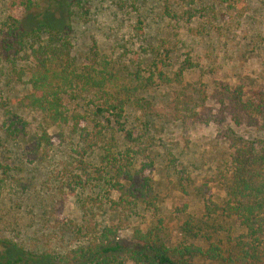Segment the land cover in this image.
<instances>
[{"label": "trees", "instance_id": "16d2710c", "mask_svg": "<svg viewBox=\"0 0 264 264\" xmlns=\"http://www.w3.org/2000/svg\"><path fill=\"white\" fill-rule=\"evenodd\" d=\"M190 2L181 11H175L171 0H162V13L168 20L166 30L154 49L151 48V60L144 68L138 64L132 73V79L140 85H183V72L193 68L195 63L186 57L171 70V58L176 49L173 31L175 28L190 30V22L197 13ZM72 3V0H22L21 16L8 15L0 21V70L12 66L17 81L28 85L24 87L26 93L16 100V106L35 112L41 123L61 131L68 129L77 137L78 149H74L71 167H65L56 175L61 186L54 195L55 202L60 194L72 192L73 196H79V191L93 183L107 187L108 195L115 192L116 197L108 200L106 197L104 203L96 197H81L78 208L82 210L83 223L74 228L88 238L85 245L51 257L27 252L16 247L11 239L0 238V264H194L195 257L225 264H264V137L244 141L235 138L226 127L231 122L235 126L256 128L264 134V88L246 92L242 85L221 83L210 97L215 107L206 104L204 95L199 108L191 106L187 101L189 96L182 90L172 93L168 119L187 125L211 122L234 146L225 172L211 179L212 184L224 192L222 202L212 199L211 185L198 186L196 192L203 201V218L183 219L181 242L169 243L163 226L147 230L136 228L126 238L118 237L113 226L99 227L91 210L94 206L105 204L108 219L113 222L126 216L125 211L128 215L140 206L156 210L159 205L152 177L156 169L155 144L147 133V125L140 131L126 127L128 105L133 104L148 117L153 116L154 107L141 98H132L126 91L121 94L122 89H110L108 83L114 74L109 70L77 69L71 55ZM28 13H32L30 23L25 19ZM133 31L138 36L145 35L141 18L136 17ZM24 57L32 59L29 65L17 66ZM91 92L90 109H81L79 100L83 94ZM1 108L3 140L27 148L37 160L47 157L53 143L46 127H33L32 121L5 104ZM38 117H34L35 120ZM108 127L119 132L120 145L113 134L111 138L106 137ZM99 147L102 150L100 163L92 164L87 156ZM117 147L123 148L117 150ZM216 216L235 220L239 231L234 234L230 226L211 222ZM207 227L212 228L211 233L219 229L225 231L230 245L227 250L208 239L206 247L190 240L207 231Z\"/></svg>", "mask_w": 264, "mask_h": 264}, {"label": "rangeland", "instance_id": "374dc122", "mask_svg": "<svg viewBox=\"0 0 264 264\" xmlns=\"http://www.w3.org/2000/svg\"><path fill=\"white\" fill-rule=\"evenodd\" d=\"M171 1L175 11H181L190 2ZM72 2L71 55L77 69L109 70L114 74L108 83L110 89H122L121 94L126 91L132 98H141L154 107L153 116L148 117L133 104L128 105L126 127L140 131L147 125L146 128L150 129L146 130L155 144L156 169L152 177L154 192L160 199L157 209L140 206L128 215L125 211L126 216L111 222L104 204L91 208L93 218L100 228L113 226L121 238L130 236L136 228L147 230L163 226L169 243H179L184 238L180 231L183 219L203 218V201L196 192L198 186L204 183L211 185L212 199L222 202L224 192L215 187L211 179L218 177L219 172H225L234 146L233 141L228 140V136L211 122L207 125H187L168 119L172 111L169 106L172 93L182 90L189 96L187 101L191 106L199 108L204 95L207 97L206 104L215 107L210 97L221 83L242 85L246 92L264 88V0H193L189 3L197 9L190 22V30L175 28L173 31L176 34V49L171 58V70H175L186 57L195 63L193 68L183 72L182 86L175 83L140 85L132 79L137 65L141 64L144 68L151 60V48L154 49L160 35L165 33L168 20L162 13V0ZM21 3L22 0H0V21L8 15L21 16L24 12ZM31 15L28 13L25 17L28 23L32 20ZM136 17L143 21V36L133 31ZM31 60L24 57L16 64L29 65ZM11 68L6 66L0 70V133L1 106L5 104L21 117L32 121L33 127H46L53 145L47 157L37 160L27 148L5 142L0 134V238L11 239L16 247L27 252L57 257L86 244L88 238L82 234L84 232L74 228L83 223L82 210L78 208L81 197H96L104 203L109 198H115L116 193L108 195L107 187L94 186L93 183L79 191V196H73L72 192L60 194L55 202L54 195L61 186L56 175L65 167H71L74 149H78L77 137L68 129L61 131L41 123L35 112L16 106V100L26 93L24 87L28 85L17 81ZM83 95L79 104L81 109L89 110L92 92ZM148 121L151 123L146 124ZM103 122L106 124L104 119ZM226 127L235 138L244 141L264 137L256 128L235 126L231 122ZM106 131V137L111 138L113 134L120 145L119 132L109 127ZM101 153L100 147L95 148L87 160L99 165ZM171 158L173 162H170ZM211 222L230 226L234 234L239 231L237 222L232 219L224 220L216 216ZM221 230L211 233L210 227L190 240L203 247L207 246L208 240L215 241L227 250L230 245L225 231ZM193 262L225 264L199 257H195Z\"/></svg>", "mask_w": 264, "mask_h": 264}]
</instances>
